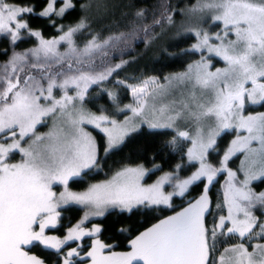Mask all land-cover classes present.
<instances>
[{
    "label": "snow or ice",
    "instance_id": "obj_1",
    "mask_svg": "<svg viewBox=\"0 0 264 264\" xmlns=\"http://www.w3.org/2000/svg\"><path fill=\"white\" fill-rule=\"evenodd\" d=\"M62 2L57 11L56 0H49L39 15L63 17L74 4L72 0ZM205 10L213 13V23L224 25L223 35L217 33L214 39L219 43H213V37L202 28L185 29L198 40L189 51L203 57L206 50L222 59L225 67L211 71L202 58L185 72L165 77V83L151 79L142 87L129 86L137 106L126 108L133 117L142 119L137 122L129 117L119 123L85 108L89 88L109 80L123 66L106 65L110 56L115 58V51L123 52L130 41L144 42L140 33L148 36L157 26L174 24V13L166 14L165 9L152 25L107 37L89 34L90 39L80 47L76 37L87 31L86 19L66 30L60 26L57 38L44 39L24 19L33 8L0 0V37L9 39L13 46L24 39V33L38 40L33 48L13 51L0 73V264H46L30 255L34 244L54 250L56 264H61L60 253L68 241L101 231L98 227L85 231L81 221L63 240L46 235V229L57 227V209L62 205H82L96 216L112 210L132 213L141 207H172L173 198L185 197L190 185L204 179L211 185L224 171L229 177L224 202L216 206L226 208L227 215H219L211 225L206 223L211 201L205 186L203 194L195 202L189 201L183 211L160 219L131 239L129 250L105 255L103 250L112 246L95 240L87 257L91 264H264V242L250 244L253 238L264 241V191L253 188L254 182L264 183V112L244 114L246 104L264 105V0H198L189 11ZM136 17L143 19L145 12L138 11ZM230 35L235 39H228ZM61 46H65L64 51ZM150 85H154L151 91ZM70 89L74 95L69 94ZM57 90L62 92L59 98L54 94ZM176 90H181L179 99L174 96ZM107 95L116 101V94ZM148 114L160 120L151 122L145 118ZM47 119L53 120V128L39 133L37 126L46 124ZM144 123L151 129L175 130L173 139L164 145L173 152L179 141H189L192 147L187 149V159L189 163L198 161V170L187 179L174 170L146 186L141 181L151 169L143 165L123 167L83 192L68 190L70 181L100 171L102 161L122 150ZM85 124L106 134L103 157L95 138L84 130ZM181 124L193 125L194 135L179 130ZM232 128L246 135L237 134L221 166L214 167L207 157L215 150L217 137ZM13 153L22 155L19 163L10 162ZM237 153L243 159L232 171L227 165ZM238 173L243 174L242 180L237 181ZM54 184L64 186L59 196L53 191ZM165 185L173 190L166 192ZM84 219H89L87 214ZM233 236L240 242L224 246L221 238ZM73 257L84 260L73 248L62 264H74Z\"/></svg>",
    "mask_w": 264,
    "mask_h": 264
},
{
    "label": "trees",
    "instance_id": "obj_2",
    "mask_svg": "<svg viewBox=\"0 0 264 264\" xmlns=\"http://www.w3.org/2000/svg\"><path fill=\"white\" fill-rule=\"evenodd\" d=\"M47 1L7 0L8 3L15 6L33 8V13L25 15L24 19L31 29L39 30L44 39L57 38L60 35L58 31L60 26H63L66 30L70 26H75L80 20L86 19L89 25L87 31L78 33L76 37V43L80 47H83L90 39L89 34H99L107 37L111 34L131 31L133 27L152 25L155 19H160V14L165 12V9L167 10L166 14L174 13L172 18L178 20L183 12H186V8L196 2V0H72L73 9L68 10L63 17L52 16L49 19L39 15L45 8ZM56 4H59V1ZM141 10L145 12V17L138 20L136 13ZM140 35L143 37L144 42L130 41L123 52L115 51V58L110 56L106 61V65L114 66L123 63V66L109 80L99 85L90 86L84 105L88 110L107 115L110 119L119 118L129 111L126 106L131 105L132 102L128 88L120 81L136 83L151 75L163 80L170 73L185 70L187 64L198 57V53L189 51L195 40L192 35L183 33L171 39L165 27L158 26L150 35L143 36V33H140ZM36 43H38V40L27 33H24V39L17 42L15 46L10 43L9 39L0 37V73L3 71L2 65L10 59L13 51H25L35 47ZM60 50L64 51L65 46H61ZM107 93L116 94V101H111ZM118 108L124 109V111L121 112ZM232 133L233 131H227L217 138L215 150L210 153V162L216 163L217 159L220 158L227 145H229V138ZM93 134L100 149V156L103 157L105 136L95 129ZM174 134V130L151 129L142 126V130L133 134L122 150L109 154L107 159L102 161L100 171L90 172L83 180L70 181L68 186L77 190L85 189L90 183L107 178L124 166L137 164H142L147 169H153V172L158 174L178 170L182 176L188 172L189 166H192L189 165L188 169L176 168L185 159L189 141H179L176 151L173 152L171 148H165L164 145L173 139ZM236 160L237 158L231 159L227 167L230 166L231 169H235L232 167H236ZM156 165L160 166L159 169L156 168ZM226 174V171L220 172L208 188L211 214L206 216V223L209 225L217 220L219 215L225 214L226 208L221 209L216 205H222L224 202L222 183L226 179ZM204 181H197L190 185L185 197H174L172 207L158 206L151 209L141 207L134 209L132 213H121L119 210H112L99 218L88 219L85 224L96 222L101 230L96 235L103 242L115 249H127L133 237L151 227L160 219L180 210L189 201L194 200L203 193ZM253 187L257 192L264 191V183L259 181L253 183ZM58 210L60 217L57 227L46 229L45 234L63 240L68 227L80 220L85 209L81 205L70 204ZM257 215L259 216V212H257ZM91 238L92 236H83L79 241H68L60 253L61 264L63 257L72 248H76L81 255L87 254L91 245ZM221 239L225 241L224 246H231L233 243L240 241L237 236H233L231 239ZM220 250H223L222 247ZM30 254L36 255L44 260L46 264H56L57 261L54 250L45 249L43 245L34 244L31 246ZM88 259L87 256L84 257L83 261L79 257L72 258L74 264H81Z\"/></svg>",
    "mask_w": 264,
    "mask_h": 264
},
{
    "label": "rangeland",
    "instance_id": "obj_3",
    "mask_svg": "<svg viewBox=\"0 0 264 264\" xmlns=\"http://www.w3.org/2000/svg\"><path fill=\"white\" fill-rule=\"evenodd\" d=\"M57 1H59V4H55V8H56V10L58 11L61 7H63V2H62V0H56V2H57ZM197 2H198V0H196V2H195L193 5L187 7V8H186V12H183L181 18H179L178 20L173 19L174 24H172V25L166 24V25L164 26V27H165V30H167V34H169V37L172 39V38L178 36V35H179L178 33L188 34L187 31H184L185 29H197V28H202L204 31L208 32L209 35H210L211 37H213V41H212L213 43H219V41H216L214 38H215V36H216L217 33L223 35V31H222V30H223V28H224V25H223L222 23H213V21H212V19H211V16L213 15L212 12H209V11H207V10H205L204 12H191V11H189L191 8H193V7L197 4ZM48 3H49V0L47 1L45 8L47 7V4H48ZM18 7H19V6H18ZM45 8H44V9H45ZM44 9H43V10H44ZM43 10H42V11H43ZM42 11H41V12H42ZM217 24H219V25H217ZM166 27H167V28H166ZM194 38H195V37H194ZM228 39H232V40H234V39H235V36H234V35H230V36L228 37ZM197 42H198V40L195 38V40H194V42H193L192 45L196 44ZM37 44H38V43H36V45H37ZM190 49H191V47H190ZM197 53H198V52H197ZM202 58L205 59V60L211 65V68H210L211 71H215L216 68H223V67H225V64H224V62L222 61V59H220L219 57H216L215 55H210V54L205 50V51L203 52V57H202L201 53H198V57H197L193 62L191 61L190 63H188L186 69L188 68V66H189L190 64H193V63H195V62H197V61H200ZM186 69H185V70H181V71H179V72H173V73H170V74H168L166 77H171V76H173V75L183 73V72L186 71ZM151 79H156V80H158L160 83H165V80H164V79H163V80H160L157 76H154V75L147 76V77L143 78L142 80H140L139 82H136V83H129V82H123V81H120V82H122V84H124V85L128 88V90H129L130 98H131V100H132V102H131V106H132V107H136L137 104H136L135 98L133 97V94H132V91H131V87H142V86H144V82H145V81H148V80H151ZM129 86H131V87H129ZM249 86H250V85H249ZM153 88H154V85H150V86H148V90H149V91H151ZM54 94H55V96H56L57 98H59V97L62 95V92H60V91L57 90V91H55ZM69 94H70V95H74L75 93L70 89V90H69ZM184 94L187 95V92L185 91ZM174 96H175V98L179 99V98L181 97V90H176V91L174 92ZM172 98H173V97H169L168 99L171 100ZM85 108H86V107H85ZM86 109H87V108H86ZM245 109H247V112H244L245 115H256V114H258V113H260V112H264V106H260V105L246 104ZM87 110H88V109H87ZM89 111H90V110H89ZM90 112H92V111H90ZM146 112H147V110H146ZM92 113H94V112H92ZM94 114H96V115H101V114H98V113H94ZM129 117H132V118H133L134 120H136L137 122H139V121L142 119L141 117H133L132 112L129 110V111L126 112L123 116H121V117H119V118H116L115 120H117L119 123H123L124 120H125L126 118H129ZM145 118L148 119V120H150L151 122H157V121L160 120V117H159V116H154V115H151V114H148ZM103 126L111 127V125H103V124H102V127H103ZM143 126H146V127L150 128L148 123H144ZM44 127H45V128H44ZM37 128H38V132H39V133H47V132H49V131L53 128V120H51V119H47V123H46V124L38 125ZM83 128H84L85 131L89 132L94 138H95V136H94V134H93V130H94V129L97 130V131H99V132H101V134H102L103 136H105V145H106V134H105L103 131H101V129H98V128H96L94 125H91V124H85V125H83ZM179 130H181V131H189V132H191L193 135H194V131H195L194 126H193V125H188V124H181ZM174 131H175V130H174ZM227 131H228V132H229V131H233V133H232V136L230 135V138H229V145H227V147L225 148V150H224L223 153L221 154L220 158L217 159L216 163H215V162L212 163V162H210V160H211V159H210V155L207 157V162L211 163L214 167H220V166H221L220 162L223 160L224 154L227 152V149L231 146V142H232L234 139H236L237 134L246 135V133H244V132H242V131H238V130L235 129V128L227 129V130L223 131L221 134H223L224 132H227ZM217 138H218V137H217ZM95 141H96V143H97L96 138H95ZM0 142H2V141H0ZM9 142H11V141H9ZM189 147H192V145H191L190 142H189V144H188L187 149H188ZM233 158H237V160L235 161V165H236V167H232V168H235V169H231L230 166H228V169H230V170H232V171H236V170L239 168L240 160L243 159V155H242L241 153H237L236 156H234ZM233 158H232V159H233ZM21 159H22V155H21V154H19V153H13L12 156L10 157V162H11V163H19V162L21 161ZM231 164H232V163H231ZM138 165H142V164L129 165V166H124V167H136V166H138ZM189 165H192V166H189ZM143 166H144V165H143ZM181 166H182L183 169H188V166L190 167L189 170H188V172H187L186 174L182 175V176H181V174H179L178 170H176V171L178 172V174H179V177H180L181 179H187V178H189L194 172H196V171L198 170V168H199V162H198V161H194V162H192V163H189V162H188V159H187V151H186V156H185V159H184V161L182 162ZM144 167H145V166H144ZM122 168H123V167H122ZM122 168H120V169H122ZM120 169H119V170H120ZM145 169H147V168L145 167ZM117 171H118V170H117ZM170 172H173V171H166V172H162V173H159V174H158V173H154V172H153V169H151V171H149V172L147 173V175L144 177V179H143L141 182H142L143 184H145L146 186H147V185H150V184H153V183H155V182H156L161 176H164L166 173H170ZM226 172H227V171H226ZM114 174H115V173H113L112 175H114ZM112 175H110L109 177L104 178V179H102V180L94 181V182L90 183L88 186H90L91 184L104 182L105 180L110 179V178L112 177ZM218 175H219V173L217 174V176H218ZM217 176H216V178H217ZM216 178L214 179V181L216 180ZM242 179H243V174H242V173H238V174H237V181L242 180ZM204 180H205V181H204V188H205V186H207V187L209 188L210 185H208L207 180H206V179H204ZM228 180H229V177H228V173H227V174H226V179H225L224 182L222 183L223 195H224V192H225V190H226V188H227ZM257 182H258V181H257ZM254 183H256V182H254ZM87 188H88V187H86L85 189L77 190V189H72L71 187L68 186V190H69V191H73V192H83V191H85ZM253 188H254V187H253ZM64 190H65V189H64V186H63V185H60V184H54V185H53V191L57 193V196H59V193H60V192H63ZM172 190H173V189H172L171 186H169V185H165V191H166V192H170V191H172ZM202 194H203V193H201L200 195H202ZM200 195H199V196H200ZM199 196H198L197 198H195L194 200H192V202H195V200L198 199ZM208 196H209V192H208ZM209 199H210V197H209ZM64 206H66V205H62L61 207H64ZM81 206H82V205H81ZM187 206H188V204L185 205V206H184L183 208H181L180 210H178V211H176V212H174V213H172V214H170V215H168V216H172V215H175L176 213H178V212H180V211H183V209H184L185 207H187ZM61 207H60V208H61ZM82 207H84V206H82ZM58 209H59V208H58ZM58 209H57V211H59ZM84 209H85L84 214L81 216L80 220H79L78 222L74 223L72 226L68 227V230H67L66 236L68 235L69 229H71V228H75L76 225H78V224L81 223V221H84L82 227L84 228L85 231H91L92 229L97 228V227L99 228V225H98L96 222H91V223H89V224H85V222H86L88 219L85 220L84 218H85V215H86V214L88 215L89 219L99 218V217H101V216L92 215L91 211H90L88 208H86V207H84ZM223 215H227V209H226V211H225V214H223ZM168 216H166V217H168ZM166 217H164V218H166ZM164 218H162V219H164ZM217 219H218V218H217ZM158 222H159V221H158ZM158 222H156V223H158ZM57 223H58V221H57ZM156 223H155V224H156ZM153 225H154V224H153ZM37 230H38V229H37ZM52 236H53V235H52ZM66 236H65V237H66ZM54 237H55V236H54ZM57 238H58V237H57ZM81 238H82V237H81ZM81 238H80V239H81ZM133 238H135V237H133ZM133 238H132V239H133ZM58 239H59V238H58ZM63 239H64V238H63ZM80 239H78L77 241H79ZM60 240H61V239H60ZM95 240H99L101 243L106 244L105 242H103V241L99 238L98 235L95 234V235L92 236V238H91V245H90V248L88 249V252L92 250V245H93V242H94ZM239 242H240V241H239ZM239 242H238V243H239ZM257 242H264V241H258L257 239L253 238V239L250 241V244H255V243H257ZM129 243H130V242H129ZM106 245H109V244H106ZM110 246H111V245H110ZM72 249H73V248H72ZM72 249H71V250H72ZM71 250H70V251H71ZM127 250H129V248H127V249H123V250H119V249H115V248H113V247H110V248H105V249L103 250V254L107 255V254H110V252H112V251L121 252V251H127ZM249 250H250V251L252 250L251 247H249ZM30 255H32V254H30ZM81 256H82V257H86L87 254H85V255H81ZM81 264H91V258H89L88 260L84 261V262L81 263Z\"/></svg>",
    "mask_w": 264,
    "mask_h": 264
},
{
    "label": "flooded vegetation",
    "instance_id": "obj_4",
    "mask_svg": "<svg viewBox=\"0 0 264 264\" xmlns=\"http://www.w3.org/2000/svg\"><path fill=\"white\" fill-rule=\"evenodd\" d=\"M260 106H264V105H260ZM244 112H247V109H245V111Z\"/></svg>",
    "mask_w": 264,
    "mask_h": 264
}]
</instances>
